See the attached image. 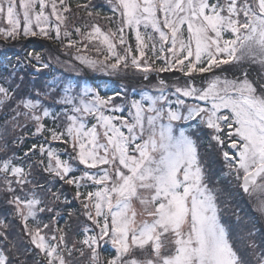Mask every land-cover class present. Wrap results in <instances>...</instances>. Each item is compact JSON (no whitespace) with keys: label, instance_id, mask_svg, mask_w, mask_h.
I'll use <instances>...</instances> for the list:
<instances>
[{"label":"snow or ice","instance_id":"snow-or-ice-1","mask_svg":"<svg viewBox=\"0 0 264 264\" xmlns=\"http://www.w3.org/2000/svg\"><path fill=\"white\" fill-rule=\"evenodd\" d=\"M20 37L60 49L0 74V264H264V0H0Z\"/></svg>","mask_w":264,"mask_h":264},{"label":"trees","instance_id":"trees-1","mask_svg":"<svg viewBox=\"0 0 264 264\" xmlns=\"http://www.w3.org/2000/svg\"><path fill=\"white\" fill-rule=\"evenodd\" d=\"M101 23H104L101 21ZM134 43V40H133ZM35 45H39L38 47H35V51H39L43 56L48 57L49 55L55 56L58 54V50L60 49V45L55 42H50L47 40H43L41 38H24L20 37L17 40H8L5 41L3 39H0V74H7L11 71V66L7 64L8 59H11L13 63H15L16 57L20 56L23 57L26 51L32 50ZM61 60H69L70 58L68 56L63 55L60 53ZM71 63H74L77 68H80L78 62L71 60ZM80 66V67H79ZM55 74L57 76H64L67 79H80V80H97L100 81L101 77H92V73L88 70H84V75H77V73L66 71L64 68H61L59 65H55ZM27 72H29L28 79H32L33 76H36V78L40 81H43L45 79H50V76L45 75H38L34 72H32L31 69H27ZM69 198H71V193L69 194ZM247 208L249 211H253L252 209V203L249 202L247 204ZM63 223V221H61Z\"/></svg>","mask_w":264,"mask_h":264},{"label":"rangeland","instance_id":"rangeland-1","mask_svg":"<svg viewBox=\"0 0 264 264\" xmlns=\"http://www.w3.org/2000/svg\"><path fill=\"white\" fill-rule=\"evenodd\" d=\"M90 55H95V54L94 53H90ZM74 73H77V72H74ZM91 73H92V77L106 76V75H104L102 73H99V72H97V73L91 72ZM84 74L85 73L83 71L80 72L79 74L77 73V75H84ZM162 75L165 76V77L168 76L167 73H164ZM106 77H108V76H106ZM106 79L108 80L107 82H110L109 83V86L111 88H117L118 85L124 84V85H126V86L129 87V90H131V88H133V87L139 89L141 87V84L147 85L149 83L148 81H141L138 77L132 76L131 73L129 74L128 77H108ZM71 81H73V80H71ZM113 81H116V82L115 83H112ZM76 82H80V79L76 80ZM151 83H155V79H152ZM81 84H82V82H81Z\"/></svg>","mask_w":264,"mask_h":264}]
</instances>
